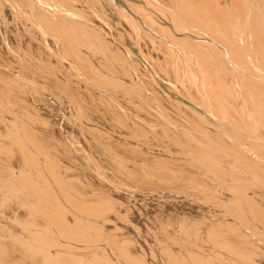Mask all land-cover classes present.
Masks as SVG:
<instances>
[{
	"label": "bare ground",
	"instance_id": "1",
	"mask_svg": "<svg viewBox=\"0 0 264 264\" xmlns=\"http://www.w3.org/2000/svg\"><path fill=\"white\" fill-rule=\"evenodd\" d=\"M142 1L174 30L130 7L149 29L193 49L203 96L190 69L163 70L156 51L173 48L119 16L131 47L262 154L161 92L85 5L101 0H0V264H264V85L230 83L220 52L174 34L226 46L264 0Z\"/></svg>",
	"mask_w": 264,
	"mask_h": 264
},
{
	"label": "rangeland",
	"instance_id": "2",
	"mask_svg": "<svg viewBox=\"0 0 264 264\" xmlns=\"http://www.w3.org/2000/svg\"><path fill=\"white\" fill-rule=\"evenodd\" d=\"M84 1V0H83ZM129 2V3H128ZM256 3L257 4H253V5H255V6H257L258 7V10H259V17L257 16H255L254 17V15H252L251 13H252V9H247L246 11L247 12H245L240 18V21L242 20L243 22H241L240 23V21H238L240 24H232L233 26H234V28L236 29V31H238V33H240V34H237V35H235L236 36V39H237V37L239 36V35H241L242 34V36H241V43H246L247 45L245 46V51H247L246 53L244 52V56H242L243 54H241V58H243V59H245V60H248V62L247 63H249V66H251L250 68L248 67V66H246V70L244 71V67H243V69H242V66H241V69H240V66H239V64H238V60L236 59H234L235 60V62H237V65H235L233 62H234V60L233 59H231V60H233V62H230V64H231V66L234 68V69H236L237 71L239 70H241L240 71V75H242V76H250V77H252V78H255L257 81H260L262 84H264V67H263V65L261 66V62L262 61H260V60H262L263 58H264V56L263 57H261V58H259L260 56H262V54L264 55V4H261V6H260V4H259V2L258 1H256ZM160 4H162V3H160ZM86 5V7L94 14V17L98 20V21H100L101 23H104L106 26H107V28H108V30H109V32H110V34H111V36L113 35V37L118 33V34H120L121 36H122V38L124 39V42H125V44H126V46H127V48H129L130 50H131V52H132V54H133V56H134V58L138 61V62H140V63H142V65L148 70V72L150 73V75L152 76V78H153V80H154V82H156V84H158V87L160 88V90H161V92H163L164 94H166V96H168V98L171 100L172 99V102L174 103V101L175 102H178L179 103V105H181L183 108H186V109H188V110H190V111H194V112H196V113H199L200 115H202L203 116V118L206 120V122L207 123H210L212 126H214L216 129H218L219 131H221L223 134H224V136L232 143V144H234L235 146H237L238 148H240V149H242L243 151H245V152H247V153H249L250 155H252V156H254V157H258V156H260L259 155V153L260 154H262V152H257L256 153V151H254L253 150V148H249L248 147V145H245L243 142H242V140L241 139H239V138H237V137H235V136H232L229 132H231V131H235L233 128H231V127H225L224 125H223V123H222V121L224 122L225 120H222L223 118H221V119H219L218 117H217V115L215 114V112L213 111V109H210L211 107L209 106V104L207 103L208 102V100H207V97H206V99H205V96L204 97H202L201 98V100H202V104L200 103V102H196L194 99H191V98H189V97H187L188 95H186L183 91L182 92H180L181 90H179V87L177 86V83H176V85H174V84H171V82H170V80H168L169 78H167V79H164V78H162L159 74H158V72L156 73V72H154L153 71V69L151 68V66L149 65V63L147 62V60H145L146 58L145 57H143L142 56V54H140L136 49L134 50V48H132L131 47V43H130V38H128L129 36V34H127V32H126V30L123 28V27H121L120 26V22H117L118 20L116 19L117 17H121L122 19H124L127 23H129V16H130V18L135 22V23H137V24H139L140 26H141V28L144 30V32H146L147 34H149L152 38H154V39H156V40H158V41H161V42H163V43H165L166 45H168V46H170L171 48H173V50L175 51V52H177V53H175V55H177L176 57L177 58H173V57H170V56H168L169 54L168 53H164V52H162V51H156L157 52V54H155V56H158L157 58L159 59V57H160V59H159V61H161L160 63H161V66L163 65V66H165V68H163V67H159L158 69L161 71L162 70V68H163V70H165V71H167L168 73H169V71L172 69V70H174V74H175V76H177V77H175L176 79H180V77L178 76V69H182L183 71L184 70H186L187 68H188V70L190 69V72H191V74L193 73V71L195 70H197V68H196V66H194V65H196L195 64V57L193 56V52L192 51H188L187 49V51H184V49L181 47V46H179L178 44H176V43H174L173 41H168L165 37L163 38L162 36H158V34H156L155 32H153L151 29H149V27H148V25H147V23L142 19V17L138 14H136V13H134V11H132V8H130V7H132V6H134V5H142V6H144L146 9H147V11L149 12V13H151V14H153V17L155 18V20L157 21V22H161L162 23V25L163 26H167L168 28H170V29H172V27H171V23L169 22L170 21V19H169V16L167 17V15L166 16H164L165 14H160V12L156 9H154V7H150V6H148V5H145V2H143L142 0H110V1H108V0H101V4H98V7L96 6H93L92 4H85ZM101 5V6H100ZM228 4H223V6H227ZM100 6V7H99ZM263 6V7H262ZM95 7V8H94ZM229 7V6H228ZM97 8H101V10L99 11V13L100 14H98L97 13V11L96 10H99V9H97ZM226 8V7H225ZM105 11H104V10ZM163 9H166L165 7H164V5H163ZM115 11H117V12H115ZM164 11H167V9L166 10H164ZM251 11V12H250ZM102 12V13H101ZM104 12V13H103ZM159 13V14H158ZM250 13V14H249ZM102 14H105V16L107 15L108 17H106L105 18V16L104 17H102ZM261 14V15H260ZM100 15H101V17H100ZM125 16H127V17H125ZM163 16V17H162ZM261 16H263V17H261ZM164 17H167V18H165L164 19ZM105 18V19H104ZM257 18H259L260 19V21H259V19H257ZM168 19V20H167ZM117 20V21H116ZM257 20V21H256ZM263 20V21H262ZM190 21V20H189ZM144 22V23H143ZM159 22V23H160ZM258 22V23H257ZM146 23V24H145ZM170 23V24H169ZM118 24V25H117ZM262 24V25H261ZM242 25H244V27L242 26ZM259 25V26H258ZM120 26V27H119ZM234 29V30H235ZM172 30H174V29H172ZM184 30V29H183ZM193 31H194V29H192ZM112 31H113V33H112ZM235 32V31H234ZM243 32V33H242ZM116 33V34H115ZM237 33V32H236ZM252 33H254V34H259L260 36H261V34H262V36H261V43H262V45H261V47H259L258 45H257V47L254 45L255 44V41L253 42V41H251V40H253V35H252ZM178 38H191L192 40H196V41H205V42H208V43H210V44H213L214 46H216V47H218V48H220L224 53H225V59H229V61H230V57H229V55H227V53H226V51H225V49L222 47V46H220V45H218V44H216L215 42H213L212 40H210V39H206V38H202L201 36H198V35H195L194 33H192V32H189V31H183V32H175L174 33ZM262 39H263V41H262ZM176 44V45H175ZM121 45V44H120ZM255 46V47H253V46ZM122 46V45H121ZM179 47H181V48H179ZM246 48H248L247 50H246ZM263 49V51H262V54L260 55H256V53H259L258 52V50H255V49ZM261 49V50H262ZM190 52V53H189ZM256 52V53H255ZM161 53V54H160ZM160 54V55H159ZM165 54L167 55V56H165ZM162 55H163V57H162ZM181 55V56H180ZM246 55V56H245ZM183 56H185L186 57V59L183 57ZM165 57H167V58H165ZM179 57V58H178ZM187 57H189V58H187ZM194 57V58H193ZM145 58V59H144ZM170 58H172V59H170V62H172L171 60H179V59H181V60H177L178 61V63L176 64V61L174 62V65H170L171 63H169V59ZM242 59V60H243ZM163 60V61H162ZM188 60H189V62H188ZM245 60H243V61H245ZM259 60V61H258ZM165 61H167V62H165ZM184 61V62H183ZM163 62V63H162ZM181 62V63H180ZM188 62V63H187ZM190 63V64H189ZM168 66H167V65ZM179 65H180V67H179ZM185 65V66H184ZM248 65V64H247ZM178 66V67H177ZM186 67V68H184V67ZM168 67V68H167ZM190 67V68H189ZM263 69H262V68ZM161 68V69H160ZM171 68V69H170ZM184 68V69H183ZM192 69V70H191ZM250 69V70H249ZM251 69H253V71L251 70ZM163 70L161 71L162 73H163ZM178 70V71H177ZM248 70V72H246ZM177 71V72H176ZM196 72H198V70L196 71ZM252 72H253V75H250V74H252ZM255 72V73H254ZM199 73V72H198ZM198 73H193V75L194 76H196V75H198ZM229 73H230V75H229ZM196 74V75H195ZM227 74H228V78H232L233 79V76H231L232 74H231V72L229 71V72H227ZM256 75V76H255ZM230 76V77H229ZM197 77H199V75L198 76H196L195 77V83H196V88H195V86H194V84H193V87L196 89V91L199 93V95H201V96H203L202 95V91H201V86H199L200 85V83L198 82L199 80H198V78ZM197 79V80H196ZM167 81V82H166ZM199 86V87H198ZM200 88V89H199ZM198 89V90H197ZM236 89H237V91L236 92H243V91H239L238 90V88L236 87ZM179 91V92H178ZM183 93V94H182ZM240 94V95H239ZM239 94H237V96L239 95V97H237V102L238 103H241V102H239V101H242V102H244V99L246 100V98H244L245 96H244V94L243 93H239ZM241 94H243V96H241ZM187 99H186V98ZM243 97V98H242ZM242 98V99H241ZM190 99V100H189ZM241 99V100H240ZM207 100V101H206ZM196 103H195V102ZM246 103H247V105L249 106V102H247L246 101ZM196 104V105H195ZM197 104H198V106H200V107H198L197 106ZM200 104V105H199ZM202 105V106H201ZM207 107V108H206ZM209 109V110H208ZM210 110H212V111H210ZM171 114V113H170ZM213 114V115H212ZM231 114H235V113H231ZM172 115V114H171ZM215 115V116H214ZM183 117H187V115L185 116L184 114L182 115ZM233 117H235V115H233ZM188 118V117H187ZM226 119V118H225ZM222 120V121H221ZM228 120V118L226 119V121ZM219 121H221V122H219ZM228 122H229V120H228ZM230 122H232V121H230ZM225 123V122H224ZM243 131V130H242ZM237 139H238V141H237ZM242 143H241V142ZM251 149V150H250ZM264 154V153H263Z\"/></svg>",
	"mask_w": 264,
	"mask_h": 264
},
{
	"label": "crops",
	"instance_id": "3",
	"mask_svg": "<svg viewBox=\"0 0 264 264\" xmlns=\"http://www.w3.org/2000/svg\"><path fill=\"white\" fill-rule=\"evenodd\" d=\"M233 31H234V26H233ZM234 33H235V34H240L241 32H240V33H236V29H235V32H234ZM234 33H232V37H231V40H232V39H233V40H232V41L230 40L229 43H230V42H233V43H230V44H231V45H234V46H237V45H238V46H237L236 49H233V50H230V49L232 48V47L230 46V44H228V45L226 44V46H225V44H220L221 42L218 41V40H217V41H216L215 39L212 40L213 38H211V37H209V36H208V37H209V38H208L206 35H205L206 37H203L204 35H201L202 38L210 39V40H212L213 42H215L216 44H218V43L220 42L218 45H221L224 49H225V47L227 48V46H228V49H226V50H227L226 53H227L228 55L230 54V56H229V57H231V58H230V61H229V59H225V57H224V56H225V53H224L220 48L218 49V47L214 46L213 44H210V43L205 42V41L203 42V41L192 40L191 38H188V39H186V38H181V39H185V40H187V41L194 42L193 44H194V45L196 44V45L193 46V47H197V46H198V45H197L198 42H199V45L202 44V43H203L202 45L208 43L207 45H204V46H206V47H205L206 49H207V47H208V49H209V48H212L213 50H216V52H218V53L220 52L219 55L221 56V60H220V57H218V56H216V57H218V58H216V59H219L221 62H222L223 60H225V62H226L227 64H228V63L230 64V62L232 61L231 59L234 60L235 57H236V58H238L239 60L241 59L240 62H239L240 64H239V63H238V64L241 65L242 67H245L244 64H245L246 62H248V60L243 61L242 58H241V55H240L242 52H247V51H245V43H243V47H244V48H243L244 50H243L242 47H241V46H242V43H241V41H240L241 39H239V37L241 38L242 35H241V36L239 35V36L237 37L238 39H236V36H235ZM242 33H243V32H242ZM252 35H253V36H252V37H253V40L255 39V41L257 42L256 46L260 44L259 47H261V45H262V43H261V36H260L259 34H254V33H252ZM175 36H176V35H175ZM198 36H200V35H198ZM176 37H177V36H176ZM235 39H236V40H235ZM262 41H263V39H262ZM195 42H196V43H195ZM200 42H201V43H200ZM234 42H236V44H234ZM253 42H254V41H253ZM256 42H255V43H256ZM237 43H240V45L237 44ZM258 43H259V44H258ZM210 45H211V46H210ZM254 45H255V44H254ZM229 46L231 47L230 49H229ZM239 46H240V48H239ZM202 47H203V46H198L196 49H198V48H202ZM214 48H215V49H214ZM217 49L220 50V51H218ZM239 49H241V50H239ZM261 49H262V48H261ZM261 49H258V52H259L260 54H262V51H263V49H262V50H261ZM189 50L192 51L193 49H192V50L189 49ZM226 50H225V51H226ZM236 50H237V51H236ZM238 50H239V51H238ZM229 51H230V52H229ZM232 51H233V52L236 51V53L234 52V55H233V54H231V53H233ZM241 51H242V52H241ZM260 51H261V52H260ZM192 52H193V51H192ZM228 52H229V53H228ZM238 52H239V53H238ZM193 53H194V52H193ZM237 53L239 54V57H237V56H238ZM242 54H243V53H242ZM193 55H194V54H193ZM232 55H233L234 57H233ZM194 57H195V56H194ZM232 57H233V58H232ZM239 60H238V61H239ZM195 61H196V60H195ZM241 61H243V62H241ZM262 61H263V63H264V60H262ZM225 62H224V63H225ZM224 63L222 62L223 65L226 64V63H225V64H224ZM233 63H235V62H233ZM263 63H261V65H263ZM227 64L225 65V67H226V69H228L227 72H229L230 69L233 71V72L231 71L232 75H234V76H233V79H234V78H237V77H238L237 79H239V77H240V79H245V78H246V80H252V79H253V80H252V81H253L252 83H254V84L257 83L256 85H257L258 87H260V85H261V86L264 85V84H262L260 81H257L255 78H252V77H250V76H246V77H245V76H241L239 70L237 71L236 69H234V68L231 66V64H230V65L228 64V68H227ZM236 64H237V63H236ZM247 64H248V63H246L245 65L247 66ZM229 67H230V68H229ZM248 67L250 68L249 64H248ZM263 67H264V66H263ZM245 68H246V67H245ZM236 74H237V75H236ZM239 75H240V76H239ZM226 76H227V73H226ZM244 77H245V78H244ZM249 77H250V78H249ZM199 79H200V78H198V80H199ZM227 79H228V81L230 80V81H229L230 83H232V84L234 83V84H235L234 80L232 81V78H228V76H227ZM237 79H236V80H237ZM255 81H256V82H255ZM199 82H200V80H199ZM236 87H237V86H235V89H236ZM262 88H263V87H262ZM239 89H240V91H242V89L238 87V90H239ZM263 89H264V88H263ZM235 91H236V90H235ZM243 93H244V92H243ZM245 95H246V94H245ZM245 95H244V96H245Z\"/></svg>",
	"mask_w": 264,
	"mask_h": 264
}]
</instances>
